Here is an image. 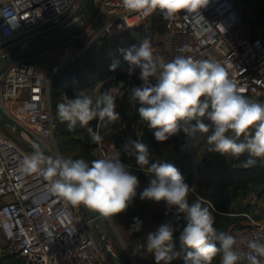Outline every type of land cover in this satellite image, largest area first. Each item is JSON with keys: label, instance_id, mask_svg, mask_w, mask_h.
I'll list each match as a JSON object with an SVG mask.
<instances>
[{"label": "clouds", "instance_id": "clouds-1", "mask_svg": "<svg viewBox=\"0 0 264 264\" xmlns=\"http://www.w3.org/2000/svg\"><path fill=\"white\" fill-rule=\"evenodd\" d=\"M208 3L209 0H121L127 12L148 17L159 11L165 20H173L182 13L198 15ZM123 58L130 66V74L140 70L142 84L131 89L129 102L139 104L140 120L153 131L156 141L165 142L181 131L187 140L198 133L207 134L209 152L234 158L247 154L244 167L252 166L256 160L264 161V103L245 98L219 62L185 55L166 62L154 54L147 38L123 50ZM113 92L110 88L95 97L85 91L71 98L62 95L56 116L69 131L79 124L87 129L93 143H100V125L107 127L121 119L116 111L118 94ZM93 120L98 121L96 130L89 127ZM123 150L134 157L135 164L149 178L148 185L139 192L140 200L164 202L177 220L182 215L186 221L179 235L180 251L176 250L175 229L170 221L147 234L146 244L139 247L154 257L155 264H171L176 259L183 264H212L217 255L221 256L220 264H264V241L238 239L218 231L210 211L211 202L198 197L190 203L195 189L185 182L174 164L151 162L148 145L139 139L129 137ZM20 172L43 177L57 198L106 219L127 211L140 184L130 166L121 160L119 151L89 162L84 158H65L59 153L46 156L36 145L20 161ZM141 226L142 221L134 218L129 233L139 231ZM241 244L247 251L241 249Z\"/></svg>", "mask_w": 264, "mask_h": 264}, {"label": "built area", "instance_id": "built-area-1", "mask_svg": "<svg viewBox=\"0 0 264 264\" xmlns=\"http://www.w3.org/2000/svg\"><path fill=\"white\" fill-rule=\"evenodd\" d=\"M85 1L0 0V56L18 43L58 28ZM242 7L241 0H209L199 16L182 13L173 20H162L159 11L141 17L123 9L121 0H97L91 18L66 41L7 65L0 78V104L6 112L19 104L22 123L8 115L38 140H47L55 148L57 122L51 103L55 76L91 48L100 46L104 37L112 40L135 29L145 31L154 54L166 62L177 55L213 59L226 69L245 98L264 103V39L251 30ZM160 25L162 33L154 30ZM69 47L76 51L69 53ZM111 78L115 80L116 74ZM137 86L140 85H133L127 75L119 85L98 84L90 96L114 89L118 112ZM97 125L98 121L92 128L96 130ZM124 127L118 122L106 129L100 125L103 140L93 143L97 158L116 155L118 145L108 136ZM30 153L0 130V252L16 255L22 264H112L98 247L91 223L80 207L74 208L52 194L43 177L20 172V161ZM232 234L238 239L264 241V220L248 216V225ZM240 247L247 251L244 244ZM130 264L137 262L132 259Z\"/></svg>", "mask_w": 264, "mask_h": 264}, {"label": "trees", "instance_id": "trees-1", "mask_svg": "<svg viewBox=\"0 0 264 264\" xmlns=\"http://www.w3.org/2000/svg\"><path fill=\"white\" fill-rule=\"evenodd\" d=\"M241 2L249 27L264 39V0H241ZM161 19L164 20L163 17ZM154 30L160 33L163 32L161 25ZM145 34L143 29H135L126 36L119 35L112 40L104 37L100 46L91 48L82 58L69 64L55 76L51 85V103L52 113L57 122L55 145L60 155L72 159L84 158L89 162L97 159L94 154V144L87 129L77 124L73 130L69 131L66 123H61L58 120L56 105L60 102V97L67 95L71 98L81 91H85L89 95L98 84L102 83L103 87L108 84L119 85L121 81L126 80L127 75L131 76L133 85H141L140 70L135 69L130 74V66L123 58V50L130 48L132 45H138L140 41L146 38ZM122 38L124 41L121 40ZM112 65H115L114 70L111 69ZM114 74H116V79L111 80ZM127 98L118 113L122 119L126 117L128 121L124 123L120 119L118 123L125 125V127L121 132L111 134L108 138L116 141L121 160L130 166V171L140 181L138 194L127 211L112 217L114 223L123 225L128 233L134 223V218L138 217L142 221L139 231L129 233L131 240H135L142 235L148 218L156 226V229L162 223L170 221L175 229L176 250L180 251L179 235L183 227L186 226V221L182 215L177 220L174 212L168 211L164 202L156 203L151 200H140L139 192L148 185L149 178L135 164L134 157L128 156L123 150V145L129 137L131 139L135 136L144 137V141L141 142L148 145L150 161L174 164L180 170L185 182L190 187H194L196 193L205 200L211 201L210 199L214 197L224 196L228 198L231 195L245 196L249 193H255L258 198H264V161L256 160L252 166L244 167L243 163L248 159L247 154L234 158L231 155L215 153V170H219V172L218 174L217 172H211L212 160L205 156L188 153L187 145L192 139L187 140L182 131L165 142L156 141L153 131L149 130L147 125L140 120L137 112L139 104L136 103L135 108H133ZM96 122L97 120L91 121L89 127H94ZM107 127H114V124ZM107 127L103 126V129ZM28 148V151L34 150L31 146ZM195 196V194H192L189 197L190 203L197 199ZM212 205L216 207L213 202ZM166 212H168L167 215H165ZM247 223L237 227L232 233L241 227L247 226ZM22 263V260L14 254L0 253V264ZM171 264H183V261L176 259ZM212 264H217V262L213 260Z\"/></svg>", "mask_w": 264, "mask_h": 264}, {"label": "water", "instance_id": "water-1", "mask_svg": "<svg viewBox=\"0 0 264 264\" xmlns=\"http://www.w3.org/2000/svg\"><path fill=\"white\" fill-rule=\"evenodd\" d=\"M97 0H86L82 8L65 23L54 30L43 32L38 34L24 42L18 43L10 47L6 52L0 56V78L4 69L12 62L19 59L29 57L35 54H39L57 43L66 41L71 35L79 31L91 18L95 12ZM124 87L125 84H121ZM0 124L4 127L5 132L8 133L15 141L23 146H34L38 145L41 151L46 156L55 157L54 154L45 144L38 140L32 133H30L23 126L13 120L4 107L0 104ZM133 140L139 139L144 141V137L135 136ZM84 216L91 223V230L97 237L101 250L105 253L112 264H125L122 259L112 250L109 241L112 239L110 232L106 231L105 225L102 223L101 217L95 212L80 206ZM118 248L119 243H115ZM118 250V249H117Z\"/></svg>", "mask_w": 264, "mask_h": 264}, {"label": "crops", "instance_id": "crops-1", "mask_svg": "<svg viewBox=\"0 0 264 264\" xmlns=\"http://www.w3.org/2000/svg\"><path fill=\"white\" fill-rule=\"evenodd\" d=\"M89 95H92V93H90ZM20 109H21L20 105L19 104H15L11 108L10 107L7 108V112L16 121L22 123L21 118L19 117V114H18V110H20ZM42 142L46 146H48L49 149L53 153H54V151H57V148L56 147L54 148V146L51 147L50 143L47 140H42ZM196 152L197 151L188 150V153H190V154H194ZM200 155L201 154L196 155V156H200ZM209 159L212 160V172L215 173L216 172V170H215L216 165L214 163V154H213L212 158L210 157ZM218 172H219V170H217V174H218ZM194 194L196 195L195 196L196 198L200 197L196 193V189H195ZM210 200H211L210 201L211 202L210 211L213 213V216L215 218L214 227L218 231H224V232H228V233L232 234V232L237 227H239L241 225H245L248 222V216L250 218L254 219V220H258V221L264 220V204H263L264 203V198H258L255 193H251V194L249 193V194H247L245 196H232L231 195L228 198L225 197V196L224 197H220V198H215L214 197V198H212ZM205 201H208V200H205ZM212 202L215 203L216 207H214V205H212ZM110 219L114 223L113 219L112 218H110ZM101 220H102V223L104 224V220L102 219V217H101ZM106 221H108V220H106ZM148 222H151V220L149 218L146 220L145 224L148 223ZM119 227L121 228V230L123 232V235L126 236V238H128V237L130 238L128 230H126L123 225H119ZM145 227L146 226H144V229H143L142 233L145 231ZM155 230H156V226L154 225V229L152 230V232H154ZM115 237L112 235V239H111L112 240L111 244H113L114 247H116V245H115V243H116ZM140 237H141V235H140ZM139 238H137L135 240V242H137V240ZM134 250H136L137 256L139 258H141V261L143 262L142 264H155L154 257L152 255H150V254H146L141 247H138V246L136 247L135 246ZM133 260L135 262H137L135 259H133ZM214 260L217 262V264H220L221 256L217 255L214 258ZM137 264H139V263L137 262Z\"/></svg>", "mask_w": 264, "mask_h": 264}, {"label": "rangeland", "instance_id": "rangeland-1", "mask_svg": "<svg viewBox=\"0 0 264 264\" xmlns=\"http://www.w3.org/2000/svg\"><path fill=\"white\" fill-rule=\"evenodd\" d=\"M67 51L69 53H72V52L76 51V48L75 47H73V48L69 47ZM85 94H88V93H85ZM129 95H130V93H129ZM129 95L127 96L128 97L127 98L128 101H129ZM130 104H132V107L135 108V106H136L135 101H132ZM122 121L124 123H126V121H128V120H127L126 117H124L122 119ZM0 130L3 131L4 133H6L4 127L1 124H0ZM206 135L207 134H199L198 133L196 135V137L194 139H192L190 141V143H188L187 149L190 150V151H197L196 153H194L195 155L201 154L202 156H205L207 158L208 157L209 158L210 157L212 158V156H213V154H215V152H209L208 151V148L210 146L206 142ZM17 144L20 145V146H22L24 149H27L28 147H30V146H23V145H21L18 142H17ZM31 152H33V151H31ZM54 153L57 155L59 152L54 151ZM216 172H217V170H216ZM102 219L104 220V225H105V228H106L107 232H110L111 236L112 235L114 237L116 236L115 237V241L117 243H119L118 250H116L117 248L114 247L113 244H111L112 240H110L109 243H110V247L112 248V250H114V252L122 259V261L125 264H130V262L132 261V258L135 259L139 264H142L143 262L141 261V258H139L137 256L136 250H134V247L135 246L136 247L137 246L139 247L141 245L146 244L147 234L150 233V232H152V230L154 229L153 223L152 222L146 223V225H145L146 226L145 227V231L142 233L141 237L137 240V242H135L136 239L135 240H131L129 237L126 238V236L123 235V232H122L121 228L119 227V225L114 224L111 221V219H106V218H102ZM106 220H108V221H106ZM96 239H97V237H96ZM97 242H98V247L101 248V245H100L98 239H97ZM0 253H2V252H0ZM3 254H6V253H3ZM107 258L109 259L108 256H107Z\"/></svg>", "mask_w": 264, "mask_h": 264}]
</instances>
